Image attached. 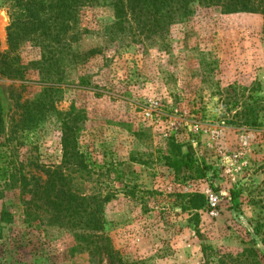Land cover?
<instances>
[{
	"label": "rangeland",
	"instance_id": "rangeland-1",
	"mask_svg": "<svg viewBox=\"0 0 264 264\" xmlns=\"http://www.w3.org/2000/svg\"><path fill=\"white\" fill-rule=\"evenodd\" d=\"M15 9L13 0H0L2 53L10 51L8 27ZM76 20L82 36L73 49L96 53L84 65L64 69L65 80L78 84L63 87L56 110L38 127L19 128L16 99L36 101L43 90L39 42L27 40L16 49V61L28 66L25 81L0 71L5 128L0 152L8 154L15 174L17 164L45 179L42 167L60 165L62 121L72 114L78 117L80 150L98 164H116L127 173L128 185L136 187L137 197L120 192L105 206V232L125 258L201 264L203 244L236 259L253 240L264 251L262 237L254 233L264 220V125L230 124L242 106L226 102L228 93L264 104L263 15L200 7L188 22L174 24L164 36L144 35L141 42L133 34L114 33L116 16L104 2L81 8ZM173 135L210 167L206 177L185 179L166 165ZM103 181L122 188L119 180ZM233 190L240 192L237 206ZM194 194L206 201L199 216L189 209ZM28 198L16 190V177L0 181V215L5 210L13 218L0 238V264H92L88 254H71V235L55 229L25 236L24 245L27 240L30 246L16 257V228Z\"/></svg>",
	"mask_w": 264,
	"mask_h": 264
},
{
	"label": "trees",
	"instance_id": "trees-1",
	"mask_svg": "<svg viewBox=\"0 0 264 264\" xmlns=\"http://www.w3.org/2000/svg\"><path fill=\"white\" fill-rule=\"evenodd\" d=\"M16 8L12 13V22L8 27L9 52H0V71L12 80L25 81L28 66L20 58L16 61V49L27 40L39 42L42 52L37 62V70L43 89L36 101H21L18 95L16 107L21 112L20 129L31 130L38 127L50 111H55L57 102L62 100L63 87L78 84L67 81L64 69L67 66L84 65L96 53L95 50L79 52L73 44L80 40L81 29L77 24V14L81 8L94 6L104 2L112 8L116 16L112 30L123 37L134 35L135 42L143 41L146 36H164L174 24L186 23L198 8H216L223 14L259 13L264 18V0H13ZM141 30L137 34V31ZM136 31V32H134ZM145 38V37H144ZM147 38V37H146ZM14 54V55H13ZM83 81L81 76L79 81ZM78 81V82H79ZM64 87V88H65ZM231 87L229 88V90ZM240 96V95H239ZM226 94V102L240 107L232 117L230 124L260 127L264 125V104L256 98L253 104L250 97L243 94ZM222 98L223 97L222 95ZM229 112L232 110L229 108ZM3 109L0 103V136L5 133ZM62 115V113H59ZM62 121L63 155L60 165L42 167L45 179L24 173L16 164V174L7 164V153L0 152V181H15L16 190L29 198L22 201L23 220L16 228V257H22L25 248L31 241L25 236H33L49 232V229L66 231L72 237L70 252L88 254L92 264H147L143 260H129L117 250L110 236L105 232V206L118 193L136 196V187L131 183L123 169L114 163L98 164L90 155L80 150L78 137L80 128L72 114ZM166 165L176 175H184L185 179L204 178L210 167L195 157L193 148L179 142L176 136L167 141V153L164 157ZM22 166V164H21ZM112 172L115 174L112 175ZM111 176H114L113 178ZM121 181L122 188L104 185V179ZM111 181V182H112ZM91 185L90 188L88 186ZM264 192V191H263ZM240 192L232 191L234 206ZM264 196V194H263ZM137 197V196H136ZM204 196L194 194L189 197V209L198 211L204 208ZM184 208V207H183ZM12 216L3 210L0 215V238L6 226L12 223ZM254 233L262 237L264 245V220L254 226ZM247 247L234 259L230 254L217 255L208 245L203 244L201 264H264V251L255 247Z\"/></svg>",
	"mask_w": 264,
	"mask_h": 264
}]
</instances>
